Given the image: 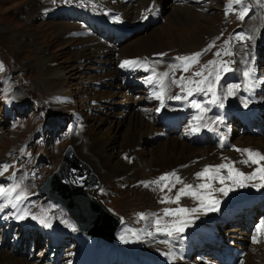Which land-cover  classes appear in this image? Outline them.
<instances>
[{
	"label": "bare ground",
	"instance_id": "bare-ground-1",
	"mask_svg": "<svg viewBox=\"0 0 264 264\" xmlns=\"http://www.w3.org/2000/svg\"><path fill=\"white\" fill-rule=\"evenodd\" d=\"M60 1L62 2L60 6L55 3H47L46 5V2L42 0H39L37 4L29 3L25 6V10L28 12L22 11L24 19L28 23H32L34 19L37 20V18L42 17L43 13H46L45 10L50 6H55L52 9L54 11L61 6L67 5L66 0ZM100 1L109 2L106 5L103 3L106 7L104 13L109 15V22L114 24L126 23L127 25L116 27L114 33L121 34L123 31L135 27L134 25L136 24L144 26L145 29L139 32V36L135 38L133 44L130 43V50H124L121 54L120 48L116 49L106 43L109 40L107 37L101 40L93 36L94 34L91 35L85 32L84 28H78L79 25L57 22L53 26V35L58 39L64 38L67 41L79 42L80 50H76L78 51H75L77 54L72 56L75 61L74 64L67 68L63 65L54 67V57L44 56L45 46L40 44L37 47L36 58L38 87L42 86L44 88L48 96H46L47 105L58 116L72 115L75 118H79L77 107L69 101L71 95H69L70 91L66 89L65 82L69 78L68 76L74 74L78 69L79 71L84 69L81 64L87 65L85 61H93L98 71L93 76L92 81L96 79L97 84L109 82L111 77L119 80L118 84L109 82L107 91L99 90V88L94 91L89 90V88H86V90H89L90 95L94 93L92 97H89L90 102L95 105L97 102L104 101H109L114 105V101L110 98H112V95H119L120 101L125 105L123 108L124 114L126 116L131 114L125 138V147L127 149L124 151L122 160H119V158L118 162L112 153L114 149L112 142L117 135V130H114V121L102 132L98 130V126L94 125L95 123L93 124V122H90V125L81 124L80 134L84 145L83 150L88 157L86 162L99 174L103 182L104 180L108 183L116 181L121 185L130 182L134 178L136 180L131 183L136 182L138 176H140L151 192H143L136 197L135 210L141 216L150 215L146 229L152 237L151 239H141L139 246L127 251L125 264H220V262H217V258L223 256L222 247L215 246L211 254L202 255V259L198 256L193 258L191 241L196 239L215 240L223 243L225 247H242L245 242V235L248 231L246 224L230 228L224 232L222 230L223 227L217 221L220 213L228 206L238 208L244 205V202L241 204L238 202L243 197L242 192L232 190L228 185L234 168L240 165L244 166L255 182L264 176V173L260 171V169H264V160L260 159L261 156H264V130L255 131L253 134L250 133L247 137H240L230 129L229 113L231 112L238 116L242 122H246V117L251 122L255 120L259 124L262 123L264 118V113L261 114V112H264V75L255 72L254 67L251 65V58L246 54V51L244 53L238 52L237 62H239V65L233 69L234 78H237V80L242 78L241 75L244 70H247L248 73L244 77L243 83L239 82L236 85L235 91L232 85L227 87L228 97L236 100L233 103H228L225 108H221L204 97L203 108L200 110L195 105V101L200 98L195 92V85H191V90L193 89V91L188 95L183 90H177L176 66L174 67L161 60H171L173 57L172 51L174 50L177 53L185 54L198 51L206 43L207 38L216 36L218 31L220 32L219 36L222 35L224 28L221 24H202L197 19H204L205 14L197 11L190 0H180L178 1L179 5L175 0H172L171 6L174 8H172L170 14L172 18L174 17L179 21L180 25L177 27L173 26L171 29L170 22L172 18H168L163 23L158 24V26L161 25L159 30L156 27L148 29L150 28V20L155 23L159 22L157 19L161 16L160 5L164 0H146L141 5L139 4L141 0ZM35 7L38 8V14H34ZM96 14L102 17L100 14L103 13H95L94 15ZM180 14L186 17L185 20H181ZM192 27L196 28L197 35L194 32L191 33L190 28ZM102 28L106 34L112 35L114 28L112 24L107 22V25H102ZM202 32H205L207 36H201ZM20 33L23 32L11 31L14 36ZM35 36L36 34L31 37L34 38ZM131 41H133V38L126 42L123 41V43L126 45ZM215 41L217 40L215 39ZM102 47H105V49L102 50ZM243 48L245 50L249 49L248 47ZM108 49H115V53H113L115 58L111 61L109 59H112L110 57L112 52H109ZM107 53L111 54L107 55ZM81 61L84 62L82 63ZM125 61L132 63L121 67V64ZM113 63H118L120 67L115 68ZM242 67H244L243 70L241 69ZM119 72L122 77L118 78L117 74ZM137 82L142 86L143 90H141L142 94L139 96V100L136 97L135 102L138 101V107H143H137L130 111L128 107L131 102L128 100L134 97L130 95L131 98H129L128 91ZM109 89L112 90L110 91ZM230 90L231 94H229ZM147 95L159 102V110L163 111L160 124H162L163 116L173 113L185 121L184 128L180 134H177V136L175 134L169 135L168 132L166 134L164 129L156 122L150 121L146 113L139 112V110L142 111L146 107L143 101ZM237 96H240V99H237ZM209 114H214V116H208ZM117 126H121V123L119 122ZM199 131L206 135L202 143L198 139ZM244 132L247 133V130L245 129ZM210 140L214 142L210 143ZM2 143L4 142H0V144ZM191 147L198 148L192 149ZM148 150H150V153L147 152ZM248 152L256 155L250 157ZM0 153L3 156V152L0 151ZM132 157L134 158L132 159ZM73 159L77 160L75 162L77 168L73 167L74 169H85L84 166L79 164L83 162L76 156L74 151ZM123 160L126 161V164L123 163ZM254 160L256 162H253ZM83 164L87 166L85 163ZM221 165H226L227 167L221 168ZM205 168H209L210 172L205 176H198L197 174L203 172ZM1 170L5 172V176H10L13 172L12 168L5 170L3 166H0ZM158 175H172L174 180L171 184L157 183L156 189L153 191L150 188L151 185H149L152 182L148 180L151 181L152 178L162 177ZM77 178L80 180L82 176ZM177 178H179L180 182H177ZM52 179L55 180V177ZM202 179H205V182L202 183ZM16 183L20 185V189L17 191L16 189L11 190L9 197L17 199L19 196L24 200L27 197V189H21L19 181ZM185 185H191V189L188 194H181L179 201H176L175 194L184 188ZM200 185H208V187L201 188ZM31 186L35 187L36 185L31 183ZM169 188H171V191L168 190ZM193 192L196 193L195 196L192 195ZM1 193L0 209L2 210H0V221H3L6 214L5 202L8 199V193ZM72 197H75V203L74 206L71 205L70 207L73 210L77 209L80 213H84L82 210H84L85 203L82 205L83 201L80 196L73 195ZM210 201H215L216 203L211 204ZM91 204L94 209L96 204ZM27 206L29 207V205ZM180 208L188 211L180 213L177 211ZM36 209L41 215L52 213V211L45 208L36 207ZM100 209V213L104 215V209L102 207ZM166 209L172 214L166 215ZM14 212L15 221L24 218L22 208L20 209L19 207V211L15 209ZM95 219H99V216L96 215ZM158 221L159 223H157ZM30 222L42 226L41 216L33 218ZM30 222L27 224L30 225ZM177 227L181 230L177 231ZM169 232L171 235L167 234ZM263 235L264 232H262ZM5 238L3 237V240ZM111 249L110 246L103 245L99 241L87 240L79 251L72 252L76 258L69 257L65 262L61 263L100 264L102 255L111 251ZM11 251L13 252L14 250ZM12 252L0 249V264H36L30 263V260L24 256L16 258V255ZM214 255L215 257H213ZM244 264H264V247H255L249 251L245 256Z\"/></svg>",
	"mask_w": 264,
	"mask_h": 264
},
{
	"label": "rangeland",
	"instance_id": "rangeland-1",
	"mask_svg": "<svg viewBox=\"0 0 264 264\" xmlns=\"http://www.w3.org/2000/svg\"><path fill=\"white\" fill-rule=\"evenodd\" d=\"M38 1L39 0H0V142H4L0 144V151L3 152V156L0 153V166L7 165V168L13 169L11 175L8 176L13 181L8 178H6V180L0 179V193H8V196L11 194V190L16 189L17 191L20 189V185H17L16 183L18 179L20 180V183L22 182L21 189H27L26 193L28 195L33 193L36 186H31V183H34V185L39 184L47 174H51L55 170L57 165L63 161L62 152L68 145H71L76 156L88 166L89 164L86 162L88 157L83 150L84 145L80 134L81 124L85 123L86 125H90V122H93V124L95 123L94 125L98 126V130L102 132L108 128V125L112 121H114V130H117V135L112 142L114 145L112 151L114 158L117 159V161L119 158V160H122L124 151L127 149V147H125V138L127 136L129 116L131 114L129 116L124 114L123 108L125 105L120 101L121 98L119 95H112V98H110L114 101V105L109 101L97 102L95 105L90 102V97H92L94 93L91 95L89 94L90 89L94 91L99 88V90L107 91V84L109 82L118 84L119 80L111 77L109 82L97 84L96 79L92 81L93 76L96 75L98 71L96 65H94L93 61H85L87 65L81 64L84 69H80V71L79 69L76 70L75 73L68 76L69 78L65 81L66 89L70 91L69 95H71L69 101L74 103L77 107L79 118H75L72 115H66L65 117L63 115L58 116L55 111L51 110L50 106L47 105L48 96L44 88L42 86L38 87V66L36 65L37 47L40 44L45 46L43 55H46V57H54V67L63 65L67 68L71 64H74L75 61L72 56L77 54L76 52L78 51L76 50H80V46L79 42L67 41L64 40V38L58 39L53 35V26L57 22L61 21L71 25H79L78 28L80 29L87 26V32L92 35L95 34L101 40H104L105 34V37L109 39L106 43H109L110 46H114L116 49L120 48L121 54L124 50H130V45L134 43L135 38L139 36V32H142L145 27L141 25L138 26L139 24L134 25L135 27L126 30L127 37L124 38L121 34L114 32L116 27L127 26L126 23L114 24L113 22H109V15L105 14L104 11L103 14L100 15L105 19L108 18L107 20L97 14H93L95 21L100 26L107 25V22L113 25L114 28L112 30V35L106 34V32L103 34L104 30L102 31L92 19L93 12L103 11L104 5L102 3L105 5L109 3L108 1L100 0H73L75 1L74 3H70V0H66V6H61L54 11H52V9L55 6H50L45 10L46 13H43L42 17L37 18V20L34 19L32 23H28L24 19L22 11L25 13L28 12L25 10V6L29 3L37 4ZM42 1H45L46 5L47 3H55L60 6L62 3L60 0ZM145 1L146 0H141L139 4L141 5L145 3ZM171 2L172 0H164L160 5L161 16L159 15L160 17L157 19L159 22L155 23L150 20V28L148 29L156 27V29L159 30L161 26H158L159 23H163L168 18H172L170 13L174 7L171 6ZM190 2L194 5V8H196L197 11L205 14L204 19H197L199 22L202 24L212 23L215 25L220 23L224 28V32L219 36L220 32L218 31L216 36L207 38L208 40H206L203 47L194 53L191 52L185 54L180 52L177 53L176 50L172 51L173 64L176 66L177 70L176 87L177 90H183L184 93L188 95L193 91V89L191 90V85L193 84L195 85V92H197L198 95H201L203 98L206 97V100L214 102L220 107H225L229 101L227 87L232 85L233 90L235 91L236 89V82L229 77V74L231 72L230 76L237 80V78H234L235 73L233 72V69L239 65V62H237L238 52L244 53L246 51L249 58H252L254 56V37L259 38L260 35H262V45L257 51L256 60L259 64V68L262 70L264 69V0H241L239 3H237L236 0H190ZM78 5L88 11L91 10V17L86 12L79 10ZM35 13L38 14L37 7L34 9V14ZM242 13L244 14L243 19H240ZM187 17L191 18L190 16ZM180 18L181 20H185L186 17L183 14H180ZM179 25V21L173 17L170 22L171 29L173 26L177 27ZM195 29V27L190 28L191 33L194 32V34H196ZM13 30L15 32L21 31L23 33L14 36L11 34V31ZM35 34L36 36L32 38L31 36ZM201 36L204 37L207 36V34L202 32ZM132 38L133 41L124 45L125 43H123V41L126 42ZM214 38L217 41H215ZM112 39L114 40L112 41ZM210 45L212 48L209 47ZM243 47H248L249 49L245 50ZM104 49L105 47H102V50ZM108 50L109 52H112V55L110 56L112 59H109L111 61L115 58V54H113L115 53V49ZM198 52L202 53L198 58V62L192 63L191 61H181L179 59L181 57H192L193 54ZM108 54L111 53H107V55ZM81 62L83 63L84 61ZM186 66H188L187 71L184 70ZM114 67L119 68L120 65L116 63L114 64ZM252 67H254L257 74L264 75V71L259 72L255 66L252 65ZM241 69L243 70L244 67ZM201 71L202 75H194V73ZM246 74L247 70H244L241 77L244 78ZM117 76L119 78L121 73L119 72ZM217 76L219 79H217ZM201 80L203 83H200ZM138 82L137 84H133L130 91H128L129 98H131L130 95L134 97L128 100L131 102V105L129 104L128 107L130 111L131 109L133 110L138 107V101L135 102V98L137 97L139 100V96L142 94L141 90L143 89ZM86 88H89V90H86ZM209 88H211V91H209ZM109 90L111 91L112 89ZM173 99H175V97H173ZM196 102L198 103L199 101L197 100ZM153 103L154 100L152 102V100L147 99L146 107H144L142 111L139 110L140 113H146L151 122L157 121V115L154 113V111L157 110V103ZM142 107L143 106L138 108ZM200 110H202V106H200ZM119 122L121 123V126H117ZM231 124L235 130L231 126L230 129L238 136L247 137V135L250 134L248 131L247 133L244 132L243 135H241L242 133H237L239 128L244 129V127L236 119H232ZM158 125L162 127L160 123ZM162 129L164 128L162 127ZM174 134L177 136L176 133ZM195 148L198 147H193L192 149ZM147 152L150 153V150ZM133 158L134 157H132V159ZM123 161V163L126 164V161ZM88 167L92 169L90 165ZM92 171L97 175V179L101 182L102 187L100 189L101 193L99 194V197L105 206L115 212L118 216L131 213L133 215L139 214V212L135 210L136 197L140 196L143 192L151 193L149 187L145 186L140 176H138L136 182L131 183L136 180V178H134L128 183L119 185L116 181L108 183L104 180L103 182L99 174L93 169ZM1 174L2 173H0V175ZM158 176L163 177V175ZM159 178L160 177L157 179L152 178L151 181L148 180L149 182H152V184L149 185H151L150 188H152L153 191L156 189ZM203 182L204 180L202 179V183ZM18 186L19 188H17ZM30 191L31 193H29ZM33 201V196H30L25 204L28 210H31L33 205H35L32 204ZM8 204L10 205L11 202ZM27 205H29V207ZM5 212L6 214L4 215V218H9L10 215H7V209H5ZM33 212L35 211H32L31 213ZM48 216L49 214H46V217ZM222 230L225 232L229 229L223 228ZM23 231L24 229L19 223L10 224L1 221L0 238H2L4 234L9 237H6L4 240L2 239L3 245L0 249L10 251L5 248L7 245L15 248L14 244L8 242V239L17 236L18 232ZM99 243L106 245L100 241ZM24 244L25 243H22L19 249L17 248L13 252L10 251V253L12 252L16 255V258L24 256L30 260V263L36 264H47L56 253H59L64 257L72 250V247L68 245L61 248L59 251L51 248L47 249L45 246L35 245V251L30 252L23 251V248L25 247ZM39 254H42V259H40ZM192 255L193 258L198 256L202 259V255H194L193 253ZM70 257L73 259L76 258L73 253ZM53 264H56V262H53Z\"/></svg>",
	"mask_w": 264,
	"mask_h": 264
},
{
	"label": "water",
	"instance_id": "water-1",
	"mask_svg": "<svg viewBox=\"0 0 264 264\" xmlns=\"http://www.w3.org/2000/svg\"><path fill=\"white\" fill-rule=\"evenodd\" d=\"M73 155H71L70 154V156H69V154L68 155H65V157H64V160H65V162H67V164H69V166H71V167H74V168H77V166H76V164H75V160L74 159H71L72 160V162H70L69 161V159L70 158H73L72 157ZM53 186H55V189L57 190V191H59L60 193H61V196L59 197L58 196V198L57 197H55L54 195H52V194H49V196L51 197V198H53V199H55V200H57V201H60L62 204H64L70 211H71V215H72V213H73V218H75L76 220H79L81 223H84V225L85 224H91V223H93L94 221V223H98L100 220H102V219H105V215H103V214H101L100 213V211H99V209H97V207H94V209L92 208V204H91V202L89 201V199H84V198H81V200L83 201L82 202V205H83V203H85V206H84V210H82L84 213H80L77 209H75V211H73L72 209H71V205H72V203H71V201L69 200L70 198L69 197H72L73 195H76V196H82V191H81V189H73V190H69V189H67L66 187H64V186H61L59 183H58V181L55 179V180H53V184H52ZM64 190V191H63ZM64 194V195H63ZM46 195H48V194H46ZM66 195V196H65ZM68 198V200L69 201H67V199L66 198ZM93 211L94 213H96V215H98L99 216V219H95V217H96V215L95 216H91V213H90V211ZM95 210H96V212H95ZM75 212V213H74ZM78 213H79V215H78ZM84 214L85 215H87V217H88V220H87V218H85V216H84ZM81 215V216H80ZM89 215V216H88ZM83 216V218H81ZM87 220V221H86ZM85 221V222H84ZM115 227H116V222H112L111 223V226H109V235H112V233H113V231L115 230ZM85 232H87V233H89V234H93V231H95V228L94 229H91V227L90 226H85ZM96 233H101V230H99V232H96Z\"/></svg>",
	"mask_w": 264,
	"mask_h": 264
},
{
	"label": "snow or ice",
	"instance_id": "snow-or-ice-1",
	"mask_svg": "<svg viewBox=\"0 0 264 264\" xmlns=\"http://www.w3.org/2000/svg\"><path fill=\"white\" fill-rule=\"evenodd\" d=\"M236 2L239 3V2H241V0H236ZM243 15H244V14L242 13L241 16H240V19H243ZM209 47H212V46L210 45ZM200 55H202V53H196V54H193L192 57H181V58H179V59H180L181 61H191L192 63H195V62H198V58H199ZM130 63H132V62L125 61L123 64H121V67H125V66L129 65ZM188 66H190V65H188ZM188 66H186V67L184 68L185 71L188 70ZM194 75H196V76H200V75H202V71H201V72H196V73H194ZM217 79H219L218 76H217ZM200 83H203V81H201ZM209 91H211V88H209ZM229 94H231V90L229 91ZM248 155L251 157V156L256 155V154H253V153H251V152H248ZM260 159L264 160V156H261ZM253 162H256V161L254 160ZM3 167L5 168V170H7V167H8V166H7V165H4ZM220 167L223 168V167H227V166H226V165H221ZM217 171H218V169H217ZM260 171H261L262 173H264V169H260ZM209 172H210V169H209V168H205V169L203 170V172L198 173L197 175H198V176H205V175L208 174ZM173 175H174V174H173ZM236 175H237V176H240L241 179L244 178L242 173H236ZM261 178L264 179V176H262ZM160 179H161V180H164V179H166V177H161ZM177 182H180V181H179V178H177ZM157 183H158V182H157ZM145 186L147 187L148 185L145 184ZM165 186L167 187V185H165ZM241 186H243V184H241ZM200 187H201V188H205V187H208V185H200ZM190 189H191V185H185L184 188L180 189V190L175 194V200H176V201H179L181 194H188V191H189ZM161 190H163V189H161ZM168 190L171 191V188H169ZM221 191H223V189H221ZM0 195H2V193H0ZM192 195L195 196L196 193L193 192ZM19 198H20V197L18 196L17 199H19ZM162 202H165V201H162ZM210 203H211V204H215L216 202H215V201H210ZM0 210H2V209H0ZM177 211L180 212V213H184V212H187L188 210H187V209L180 208V209H178ZM165 214H166V215H169V214H172V213H171L169 210L166 209V210H165ZM42 222H43V221H42ZM157 223H159V221H158ZM176 230H177V231H180L181 229L177 227ZM167 234H168V235H171L170 232L167 233Z\"/></svg>",
	"mask_w": 264,
	"mask_h": 264
}]
</instances>
